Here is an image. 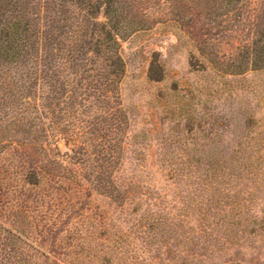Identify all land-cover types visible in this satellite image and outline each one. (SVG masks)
I'll return each mask as SVG.
<instances>
[{
  "label": "rangeland",
  "instance_id": "obj_1",
  "mask_svg": "<svg viewBox=\"0 0 264 264\" xmlns=\"http://www.w3.org/2000/svg\"><path fill=\"white\" fill-rule=\"evenodd\" d=\"M158 17L121 40L130 126L115 180L125 202L48 174L31 185L24 152L10 147L0 155V264H264V221L257 229L232 204L234 191L257 195L264 216V70L227 73ZM220 46L235 50L232 39Z\"/></svg>",
  "mask_w": 264,
  "mask_h": 264
},
{
  "label": "trees",
  "instance_id": "obj_2",
  "mask_svg": "<svg viewBox=\"0 0 264 264\" xmlns=\"http://www.w3.org/2000/svg\"><path fill=\"white\" fill-rule=\"evenodd\" d=\"M159 15L225 72L264 70V0H0V155L19 147L31 165L29 184L46 174L64 177L125 202L115 180L130 126L121 40L151 28ZM225 39L235 46L228 55ZM155 64L149 77L161 81ZM234 193L239 218L247 211L246 222L259 229L264 216L254 214L262 200Z\"/></svg>",
  "mask_w": 264,
  "mask_h": 264
}]
</instances>
